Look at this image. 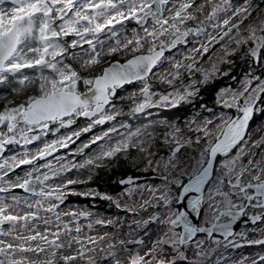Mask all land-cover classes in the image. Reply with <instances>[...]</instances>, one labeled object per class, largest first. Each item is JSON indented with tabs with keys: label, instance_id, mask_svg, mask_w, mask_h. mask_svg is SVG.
Instances as JSON below:
<instances>
[{
	"label": "snow or ice",
	"instance_id": "1",
	"mask_svg": "<svg viewBox=\"0 0 264 264\" xmlns=\"http://www.w3.org/2000/svg\"><path fill=\"white\" fill-rule=\"evenodd\" d=\"M0 89V264H264L233 255L264 249V0H0ZM121 161L118 196L88 186Z\"/></svg>",
	"mask_w": 264,
	"mask_h": 264
},
{
	"label": "flooded vegetation",
	"instance_id": "2",
	"mask_svg": "<svg viewBox=\"0 0 264 264\" xmlns=\"http://www.w3.org/2000/svg\"><path fill=\"white\" fill-rule=\"evenodd\" d=\"M240 53L237 54V56L233 57V63L231 66L226 64H220L218 65L222 71H230L231 75L237 76V78L240 77V74L247 71V68L244 65V61H242L240 58ZM229 84H232V81L228 78H219L217 79L212 86H209L206 91L202 92V101L205 104H208L211 106L214 95L216 90L219 88L228 86ZM234 86V85H233ZM163 87V86H161ZM35 90V86H30L26 91L27 92H33ZM2 91V89H0ZM24 98V93H20L19 95H13L9 93L4 100H0V105L7 101L12 100H20ZM194 105H183L179 109L176 110H160V109H154L152 110V116H148L145 114H139L137 116L129 117L127 115L120 117L119 119L122 120L126 125H128L131 130L135 131L136 128H147L149 132L155 131L156 135L159 136L163 129L162 128H155L154 126L161 120H167L169 123L172 122H180L184 119H187L189 116L192 115ZM125 113H127V109H125ZM181 127L183 128V124H181ZM95 132H98L99 129L94 130ZM122 132H125L126 129H121ZM86 138V137H84ZM154 151L164 154V149L161 148L160 144L157 143V145L153 149ZM260 150H257L259 153ZM195 155V153L191 151H187L184 153L183 159H187L188 156ZM137 157V164L143 163V157L140 156L136 152L130 153L131 157ZM259 158V157H257ZM244 163H247L245 160ZM111 167V165H109ZM123 168H127V166L121 161V165L117 168H115L113 171L108 170H98L97 175L94 176L93 180L89 182L90 187L96 188L98 191L102 193H107L109 195L118 196L119 191L121 189V186L117 183V181L125 175V172L122 170ZM87 174L84 176H81V179H86ZM87 186H80V190H85ZM69 204L72 206H80L81 208H86L89 204L92 206L93 211H98L102 214L103 217H119L123 216L124 213L116 209L113 205H110L106 201H90L88 199H85L83 197L79 196H73L69 197ZM151 211V209H149ZM144 218H147L146 216ZM42 230V229H41ZM237 231L243 230V225H240L236 228ZM104 229H98V234H102ZM108 231H112L111 229H108ZM256 238H262L258 235L253 236L249 235V239H256ZM257 252L264 253V249H260L257 247H246L242 248L233 255L236 258H239L241 254L243 255H253ZM101 259L100 256H97V260L99 261Z\"/></svg>",
	"mask_w": 264,
	"mask_h": 264
},
{
	"label": "rangeland",
	"instance_id": "3",
	"mask_svg": "<svg viewBox=\"0 0 264 264\" xmlns=\"http://www.w3.org/2000/svg\"><path fill=\"white\" fill-rule=\"evenodd\" d=\"M4 7H7L8 6V4H5V5H3ZM106 59H111V57H106ZM99 232H98V230H97V233H94V234H98Z\"/></svg>",
	"mask_w": 264,
	"mask_h": 264
}]
</instances>
